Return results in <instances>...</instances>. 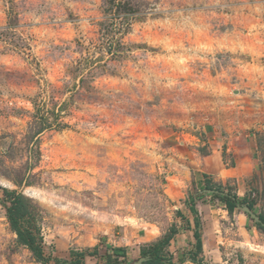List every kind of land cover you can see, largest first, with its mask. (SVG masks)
Listing matches in <instances>:
<instances>
[{"label":"rangeland","instance_id":"374dc122","mask_svg":"<svg viewBox=\"0 0 264 264\" xmlns=\"http://www.w3.org/2000/svg\"><path fill=\"white\" fill-rule=\"evenodd\" d=\"M33 105L60 107L67 128L33 135ZM248 135L246 195L264 215V0H0V200L27 199L49 258L104 264L111 247L131 264L175 228L165 255L179 264L198 190L175 146L219 147L230 166L226 144ZM214 206L198 209L197 264H264L253 220ZM0 264H40L1 204Z\"/></svg>","mask_w":264,"mask_h":264},{"label":"trees","instance_id":"16d2710c","mask_svg":"<svg viewBox=\"0 0 264 264\" xmlns=\"http://www.w3.org/2000/svg\"><path fill=\"white\" fill-rule=\"evenodd\" d=\"M117 8L123 7L120 4L116 5ZM33 115V135H38L45 130L55 128L61 130L67 128L64 124L60 123L59 115L60 107L55 109H46L43 106H35ZM203 189L208 196L218 200L222 206L223 210L227 212L229 216H232L235 211H240L242 207H247L252 212L253 211V201L249 200L248 197L238 198L231 190H225L221 184L210 181L206 176H204ZM201 200L199 193L187 194L184 200V205L189 211L193 218L194 228L192 231L194 238L193 250L190 253L184 254L185 258L178 260L179 264L184 262H190L192 264H197L195 260V255L201 253L202 244L200 237V217L196 209V204ZM1 201V200H0ZM0 204L5 209L6 220L9 225L10 230L16 236L17 244L24 246L32 255L34 260L40 264H47L53 261L54 264H84V253L77 251H70L68 253L69 260L60 258H49L44 254L42 247V239L38 235V229H36L34 223V214L31 207L28 204L27 199L20 193L15 191H9L4 189V200ZM179 215L180 213L177 212ZM246 217L250 218L248 214ZM257 222H254L256 228L264 233V215H257ZM175 228H171L168 234H166L160 240L149 245L147 248H142L140 250L141 258H145L142 264H174L170 257L165 255L166 248L170 245L175 234ZM97 250L95 249L93 253L89 256L97 255ZM120 257H124V248H105L104 252V264H127L124 260H120Z\"/></svg>","mask_w":264,"mask_h":264},{"label":"crops","instance_id":"0c3cea01","mask_svg":"<svg viewBox=\"0 0 264 264\" xmlns=\"http://www.w3.org/2000/svg\"><path fill=\"white\" fill-rule=\"evenodd\" d=\"M201 145L206 144L203 143ZM226 145L227 148L224 152L232 153L233 158V163H231L230 166L223 163L221 154L222 149H219V147H212L209 144L206 151H204L205 153H200L196 142L186 141L175 146L176 154L182 159L180 161L190 167L188 170L190 171L189 173L192 179L191 184L193 183L198 190L197 192H199V195L201 196V200L196 204V209L200 218L201 214L198 210L200 209V206H202L205 212H208L215 207V202L218 201L211 196L200 193L201 190L204 191V178L202 174L210 176L211 179H215L214 181L220 182L223 187L226 186L225 184L227 182H231L235 186L232 192L238 198L247 197L245 182H247L255 168L254 154H257L258 152L256 137L254 135L245 136L241 142V146L235 147L233 145L230 146L229 144ZM197 161H201L203 164L201 168L197 165ZM201 177L203 179H201ZM222 212L226 211L222 209ZM188 214L189 213H187L186 216L187 227L191 228L193 226L194 228L193 218ZM234 219L240 225H244V228L248 223V218L241 210L240 213L234 215ZM252 228H256L255 224Z\"/></svg>","mask_w":264,"mask_h":264},{"label":"water","instance_id":"95a60500","mask_svg":"<svg viewBox=\"0 0 264 264\" xmlns=\"http://www.w3.org/2000/svg\"><path fill=\"white\" fill-rule=\"evenodd\" d=\"M208 192V191H206ZM241 211L244 213V214H248L250 216L251 219L254 220V222H257L258 221V218L255 216V214H253L249 208L247 207H242L241 208ZM145 261V258H139L136 262H132L131 264H142L143 262Z\"/></svg>","mask_w":264,"mask_h":264}]
</instances>
